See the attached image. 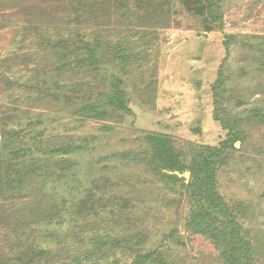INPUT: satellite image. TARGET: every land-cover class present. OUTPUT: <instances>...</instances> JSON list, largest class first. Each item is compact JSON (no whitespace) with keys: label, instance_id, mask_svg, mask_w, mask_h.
Instances as JSON below:
<instances>
[{"label":"rangeland","instance_id":"rangeland-1","mask_svg":"<svg viewBox=\"0 0 264 264\" xmlns=\"http://www.w3.org/2000/svg\"><path fill=\"white\" fill-rule=\"evenodd\" d=\"M87 40L93 65L77 61ZM12 130L50 168L25 190L0 177L2 261L40 246L36 264H223L190 221L191 172L172 183L133 160L157 134L188 164L223 149L216 193L264 264V0H0V142Z\"/></svg>","mask_w":264,"mask_h":264},{"label":"trees","instance_id":"trees-1","mask_svg":"<svg viewBox=\"0 0 264 264\" xmlns=\"http://www.w3.org/2000/svg\"><path fill=\"white\" fill-rule=\"evenodd\" d=\"M204 10L205 6L203 5L200 7L199 11L201 13ZM78 53L79 55H81V53L83 55V58L77 59L78 62L85 64L88 61H91L92 65L97 62L95 46L88 40L81 44ZM65 58H67V56H65ZM66 67L69 68L71 65H66ZM109 103L115 108L124 109L126 103L123 91L118 88L115 89L113 94L109 96ZM89 112L95 113L97 116H103L106 113L104 111H98L97 108H91ZM21 130L22 129H20V131ZM19 133L22 134L23 131ZM7 134L8 136H4L3 142H0V147H3L4 151L7 152L6 156L4 154L6 152H0V177L2 178L5 176L7 185L10 187L25 190V185L28 184L31 179L42 178V174H44L50 167L47 162H43L40 158L36 157L37 155L32 151L31 147L24 144L16 130L9 131ZM235 139L241 140V135H236ZM144 140H146L148 145L151 146V151H145L144 153L141 152V154H139V152L136 153L135 151L131 152L134 161L137 160V162L140 161L149 166H153L158 174L167 177L172 183H178L180 182V179L177 176L172 175L171 172H191V182L188 185H184V187L190 191L191 197L195 200L193 211L190 215V221L191 223L197 224L196 226L198 227L203 226L208 228L212 235V241L221 251L222 263L255 264L257 253L251 241L247 238L245 240L244 237L240 236L237 231L239 228L235 226V221L232 218V215L229 213L226 204H224L215 190V159L222 154L223 149H210L208 154H203L199 160H197V158L188 164L179 161V156L175 154L171 142L165 137L157 134H146ZM78 148L80 147L59 145L54 149V152L57 154L68 155L77 151ZM140 155H143V159L139 160L138 158ZM146 155H148V157H145ZM63 166H65V164H63ZM88 206L89 203L87 201L77 203L79 210ZM41 211H43V208H40V212ZM63 211L62 207L53 204L44 215L49 214L52 221L57 219L59 220L57 224H61ZM81 213L82 212H79L80 215ZM217 223H222L223 225L218 226ZM87 225L88 224H85L83 227L88 228L90 226ZM88 233L89 231L82 234L83 239L81 240V247L86 248L85 252H83L88 258H90L96 253V249H94V239L89 242L86 241V237L84 236ZM99 238L101 243L105 242L102 236ZM89 245H91L90 248ZM46 253L45 249L37 246L35 249L29 251L28 256L30 259L24 260L23 258H19V262L20 264H36V258L45 257ZM148 258L149 256L146 255L141 258L142 260H138L135 263L143 264V261ZM83 262L79 257L78 261H75V264H84ZM0 264L16 263L4 259L2 261L0 259ZM96 264L98 263L96 262Z\"/></svg>","mask_w":264,"mask_h":264},{"label":"water","instance_id":"water-1","mask_svg":"<svg viewBox=\"0 0 264 264\" xmlns=\"http://www.w3.org/2000/svg\"><path fill=\"white\" fill-rule=\"evenodd\" d=\"M186 177H189V174H186Z\"/></svg>","mask_w":264,"mask_h":264}]
</instances>
